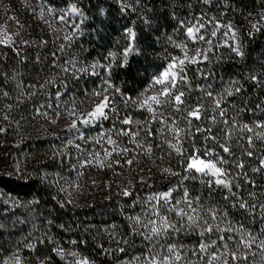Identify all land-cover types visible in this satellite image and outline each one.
I'll use <instances>...</instances> for the list:
<instances>
[{
  "label": "trees",
  "instance_id": "trees-1",
  "mask_svg": "<svg viewBox=\"0 0 264 264\" xmlns=\"http://www.w3.org/2000/svg\"><path fill=\"white\" fill-rule=\"evenodd\" d=\"M1 2L23 20L17 42L0 45V261L10 251L23 249L34 259L49 257L62 264L54 251L62 248L94 264H144L150 248L163 254L167 245L174 244L182 257L177 264H206L201 257L216 249L201 253L198 245L209 237L216 239L215 234L201 237L202 227L188 226L174 213L167 215L178 231L144 239L149 231L144 225L155 218L149 212L148 197L173 189L172 203L181 200L187 189L191 198L200 197L203 209H224L233 226L243 223L254 235L264 229V209L259 208L264 204V127H257L264 125V0H132L129 4L122 0H0V15ZM73 6L79 13L70 12ZM48 8L55 14L62 12L67 19L64 25L53 13L44 15ZM200 25L197 38L189 37L187 28ZM218 25L234 29L235 41L213 40L211 33ZM129 28L136 34L134 42ZM199 36L211 41L208 59L187 65L188 83L181 90L186 93L187 109L203 104V118H193L189 124L183 108L176 111L166 105L159 112L168 123L152 120L136 101L142 94L151 95L154 76L179 53L177 43L195 45L201 41ZM130 43L134 51L125 62L123 54ZM235 47L243 56L233 51ZM69 53L73 57L65 65L63 57ZM85 65L93 73L79 71ZM104 79L113 87L115 110L109 120L85 129H126L130 125L120 121L131 117L140 124L137 143L141 146L122 136V141L130 139L129 151L110 159L119 161L112 167H92L88 174L93 182L82 179L79 183L86 196L76 199L68 195L61 180L77 164V152L66 146L63 130L47 129L45 113H63L73 102L76 106L86 103ZM214 99H221L224 117ZM173 121L183 130L178 144L182 152L190 153L195 146L222 156L237 201L256 204L255 212L232 207L237 201L224 199L228 190L210 189L202 183L206 177L183 178L188 174L182 155L172 147L177 139L168 130ZM220 145H227L231 154ZM128 159H133L131 165L125 163ZM241 163L244 167L238 168ZM165 168L178 175L164 173ZM125 190L132 195H123ZM200 215L208 219L203 211ZM235 236L238 239L239 233ZM228 243L235 250L234 243ZM240 251L248 259L232 264H264V250L259 247Z\"/></svg>",
  "mask_w": 264,
  "mask_h": 264
},
{
  "label": "snow or ice",
  "instance_id": "snow-or-ice-1",
  "mask_svg": "<svg viewBox=\"0 0 264 264\" xmlns=\"http://www.w3.org/2000/svg\"><path fill=\"white\" fill-rule=\"evenodd\" d=\"M49 12L52 11L51 8L48 9ZM72 13H79V9L73 6L70 9ZM82 15V13H80ZM59 19L64 21L66 19L65 16H60ZM264 20V17H261ZM78 27V25L76 26ZM203 25L199 27L192 26L187 28V34L189 37L196 39V33L200 31ZM257 31H259V27L257 25H253ZM128 35L131 42L136 40V34L132 31V29H128ZM212 36H215L216 33H211ZM0 45H12L13 40L10 35L7 34L6 30H3L0 33ZM69 37H66L68 39ZM199 40L204 41V36H199ZM207 43H211V41H206ZM27 43V41H25ZM183 50L182 56L171 57L167 66L158 73V75L154 76L152 88L154 89V93L151 95L142 94V98L138 99L136 103L142 109L147 110L152 117V120H160L162 124L168 123V118L164 117L161 112H159V108L171 105L176 111H181L183 108L186 111L185 119L191 124V119L201 120L203 118V104L197 103L195 107H192L190 110L185 107V91L181 90L182 85H186L188 83V77L186 72L187 65L197 64L202 62V60H207L208 56L206 51L197 49L194 55H189L187 51L186 45H177ZM134 51L133 44L130 43L129 47L124 52V60L127 62V58L129 53ZM233 51L236 52L237 55L243 56V52L239 47L233 48ZM68 69H65L67 71ZM79 71H86V69H80ZM255 79V77H253ZM160 87L157 89L156 86ZM111 87V85H109ZM116 92H119V89H115ZM239 91V89H237ZM107 93V89H103L101 91L93 92L92 97L94 99L90 100V107L87 109H80L76 106L75 102H73V106L71 109H68L66 115L69 119V123L67 125L69 130H76L77 132H81V126L84 128H89L91 126H98L100 122L109 120V113L113 112L114 105L112 101V97ZM6 95V94H5ZM60 93L57 92V96L59 97ZM206 95L208 97H212V92H207ZM231 95V93H228ZM223 99V97L221 98ZM221 99H214L215 108L219 109L220 117L225 116V110L221 107ZM51 107V105H49ZM215 110V109H214ZM45 115H47L45 113ZM59 115V114H57ZM214 121L216 118L211 117ZM55 123V120L52 121ZM123 125H131L134 121L131 117L123 118L120 121ZM227 123V121H225ZM247 131L251 132L252 128H249L247 125L244 126ZM257 127H264L262 124H258ZM169 131L173 133V136L177 139V144H173L172 147L176 150L177 153H180L183 158V168L184 172L188 175H185L184 179H196L199 174L200 177H206L207 180H202V183H206V185L212 189L214 187H219L222 189L228 190V195L224 197L225 200H233L237 201V193L233 191L234 183L230 180L229 172L225 169L224 165L227 161L219 154L215 153L212 149H205L201 151L200 149L193 146V150L190 153L184 154L182 152V145L179 144V137L182 133V129L176 126L175 121L171 123L168 128ZM3 131V129H0ZM197 132L202 131V129L197 128ZM116 136H126L131 138V142L136 144L137 147H140L136 141V137L139 136V132L132 131L131 129H120L116 132ZM81 139H84L83 134L80 136ZM106 138V139H105ZM209 137H205L208 139ZM96 144H101V141L104 140L107 145H110L111 148L103 147V158H100V153L97 152L95 154H90L92 156L91 159H87L84 161L85 165H91L93 161H95L100 167H112V163H119V161H111L110 158L114 153L122 154L127 153L129 151L128 148L121 149L119 147V143L117 139H113L111 130L108 132L100 134L99 139L93 138ZM213 139H215L213 137ZM249 143L251 144V137H248ZM72 143V141H69ZM79 147V145H77ZM222 151L224 153L231 154V149L227 145H220ZM151 151L150 146L147 149ZM252 152H248V156H252ZM106 162H108L106 164ZM125 163L131 165L133 163V159H128ZM238 168H243L244 165L237 164ZM261 166L264 167V160H261ZM259 169H255L258 171ZM163 172L170 175H178V173L172 172L171 169L165 168ZM143 179V178H142ZM235 187H239V185H235ZM172 191H165L158 194H153L148 197V201L151 202L149 212L152 217L149 218L148 222L144 225L145 228H148V234L144 236V239L151 241L154 237L159 236L160 234H168L173 231H178L179 229L176 225L170 220L169 215L167 213H174L179 216L181 220H187L188 226L202 227L203 231L200 232V236L203 237L206 234H215L216 239H211L209 237L208 242H201L198 245V250L201 253L207 252L208 249L214 248L216 250L212 251L206 258L201 257V259L206 260V264H232V262H239L241 260H247L248 257L246 254H243L240 250L243 249H252L253 246L259 247L264 250V229H261L259 234L254 235L251 231L247 230L243 223H241L238 227L233 226L230 221H227L228 213L224 209L217 208H208L203 209V206L200 201V197L191 198L187 189L184 190V195L181 200H175V203H172ZM123 195L130 196L132 193L128 190H125ZM254 195V194H250ZM165 205H168L165 207ZM181 205H184L181 207ZM194 205H196L194 207ZM232 207H238L240 209H244L248 211L251 209L255 212L257 205L249 204L247 201H237L231 205ZM260 209H264V204L259 205ZM163 209V211H161ZM200 211H203L205 216L208 219H205L200 215ZM262 218H264V212H261ZM137 222H139V217L136 218ZM219 219L220 223H225V227H221L220 223L216 221ZM150 226V227H149ZM235 233H239V238L235 236ZM227 234V235H224ZM229 241H232L235 246V250H231L229 248ZM220 248H223V251H219ZM123 251V249H120ZM61 257L63 258L65 255V250L62 248L54 249ZM73 256V264H91L87 257H79L78 253H71ZM144 264H177L182 257L180 252L177 250L174 244H169L166 246V251L162 254L160 251H154L153 249L148 250V254L144 256ZM15 264H21V260L19 256L15 258ZM41 264H44V261H41Z\"/></svg>",
  "mask_w": 264,
  "mask_h": 264
},
{
  "label": "rangeland",
  "instance_id": "rangeland-1",
  "mask_svg": "<svg viewBox=\"0 0 264 264\" xmlns=\"http://www.w3.org/2000/svg\"><path fill=\"white\" fill-rule=\"evenodd\" d=\"M130 1H132V0H122L123 3H125V2L128 3ZM1 8H4V11L0 15V33H2L3 30H6L7 34L12 37L13 42H15V41L17 42V40H16L18 38L17 30L19 27H21V25H22L21 22L23 19L18 18L15 11L12 8H9L7 3L1 2ZM47 10L45 9L44 15L49 14V11H47ZM50 13L54 14L52 17L55 16V17L59 18L60 16H62V12H56V14H55L54 11L52 10ZM58 20H60V19H58ZM65 20L67 21V19H65ZM65 20L60 21V22H62V24H63V22L65 23ZM56 22H58V21H56ZM63 25H61V27H63ZM70 27H71V23L69 21L67 23V28L70 29ZM214 32L216 33V35H215V37H213L214 38L213 40H215L217 43L221 42L224 44H229V42L235 41L234 29H232L229 25H223V26L218 25L215 27ZM67 33H68V30H65V33H64L65 36L67 35ZM0 38H2V36H0ZM207 41H210V40H207ZM177 44L186 45L183 43H181V44L177 43ZM210 44L211 43H207L206 41H198V43L195 45H189L188 44V45H186L188 54L190 56L194 55L195 51L197 49L207 51L208 49L211 48ZM178 48H179V53L177 55L173 54L172 57L183 55V50L180 47H178ZM70 54H72V53H69V55H67L66 57H63L65 65L69 63V62H67V59L70 60L73 57V55H70ZM87 68H88L87 65L83 66V69H86L85 73H90V74L93 73V71H94L93 68L90 70H88ZM99 76L101 78H103V74H100ZM109 85H110L109 82L106 81V79H104L103 81H101V84L97 87V89L94 90V92L101 91L103 89H107L106 94L112 95L113 87L112 86L109 87ZM159 87H160L159 85L156 86L157 89ZM153 93H154V89L151 88V94H153ZM92 99H94V98L92 97V94H91L88 97V99L86 100V103L79 104V105H77V107L80 109L89 108L90 107V100H92ZM72 106L73 105L68 106L66 108V110H64L63 113H53L52 112V115L47 114V116L49 115L48 119H47L49 124L46 127H48L47 129L51 132L63 130L64 131L63 141L67 144L66 146L73 147L74 151L77 152L76 153L77 157H75V159H77V161H76L77 164L72 166V168L68 171L69 173H67L63 177V179L61 180V184L66 189V192L68 193V195L73 196L76 199H81L82 198L81 196H83V198H85L86 195L84 193L87 191L82 192V190H81L82 186L79 182H81L82 179L88 180L90 177L88 173L90 172L91 168L98 166V164L95 161H93V163L91 165H85L84 161L87 159H91L92 156L90 154H95L97 152L100 153V158H103V147H108L109 149L111 148V146L107 145L104 140L101 141V144H96L93 138L99 139L100 134L108 132L109 130H111L112 137H113V139L118 140L120 148L122 147V148L130 149L131 146L128 145L130 139H127L126 141H122V136H119V137L116 136V132H118L120 129H123V128H120L119 130H117V128L104 129V130H101L100 132H96L95 130H92V129L86 130L83 126H81V132H77L76 130H69L67 127V125L69 123V119L66 115V112L68 109H71ZM57 114H59V115H57ZM53 120H55V123L52 122ZM126 129H131L132 131L140 132L141 127H140L139 123H133L130 125V127H127ZM81 134H83L84 139L80 138ZM137 138H138V136L136 137V141H137ZM69 141H72V143H69ZM77 145H79V147H77ZM134 145H136V144H134ZM117 155H119L118 157H122L121 154L116 153L110 159L118 158ZM92 182H90V179H89V184H92ZM96 186H97V184H96ZM25 252L26 251H24L23 249L12 250L9 253H7L4 257H2L0 264H15L16 256L20 257L21 264H41V261H44V264H56L49 257H42V258L35 257V259H34L30 256V254H27ZM73 252L74 251H71V250H65V255L63 258L61 257V255H59V258L62 261V264H73L74 258L72 255H70ZM79 257H82V256L79 255ZM91 264H94V263L91 262Z\"/></svg>",
  "mask_w": 264,
  "mask_h": 264
}]
</instances>
